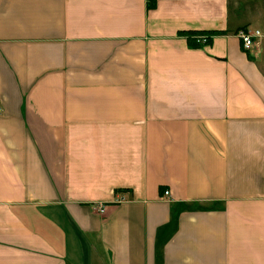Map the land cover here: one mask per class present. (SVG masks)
I'll list each match as a JSON object with an SVG mask.
<instances>
[{"label":"crops","instance_id":"obj_1","mask_svg":"<svg viewBox=\"0 0 264 264\" xmlns=\"http://www.w3.org/2000/svg\"><path fill=\"white\" fill-rule=\"evenodd\" d=\"M258 1L0 0V264H264Z\"/></svg>","mask_w":264,"mask_h":264},{"label":"built area","instance_id":"obj_2","mask_svg":"<svg viewBox=\"0 0 264 264\" xmlns=\"http://www.w3.org/2000/svg\"><path fill=\"white\" fill-rule=\"evenodd\" d=\"M238 34L240 35L241 39H242V44L243 47L246 50H250L252 47H254L257 43H258V39L262 36V33L260 30L255 29V30H251L249 28L246 29H241ZM198 42L201 44H205L208 43L207 42V37L206 36H202L201 38L198 39ZM2 112V107L0 106V113ZM170 195V191L166 190L165 191V196H169ZM98 210L101 213H104L106 210V205L105 204H99L98 206Z\"/></svg>","mask_w":264,"mask_h":264},{"label":"trees","instance_id":"obj_3","mask_svg":"<svg viewBox=\"0 0 264 264\" xmlns=\"http://www.w3.org/2000/svg\"><path fill=\"white\" fill-rule=\"evenodd\" d=\"M148 7L153 8L156 6L157 0H147ZM247 27H242L237 30L239 32L241 29H246ZM188 37V42L191 46L200 47L201 44L198 43L197 37L200 35H205L208 38V43H210L214 36L226 34V30H187L183 32Z\"/></svg>","mask_w":264,"mask_h":264},{"label":"rangeland","instance_id":"obj_4","mask_svg":"<svg viewBox=\"0 0 264 264\" xmlns=\"http://www.w3.org/2000/svg\"><path fill=\"white\" fill-rule=\"evenodd\" d=\"M261 4H262V2H259L258 0H254V1H252V0H249V1L231 0L232 7L235 8V7L240 6V5H243L245 7L246 6H249L250 9H251V11H253V10H256L257 11V8H259V6H262ZM202 36H205V35H200L199 37H197V40L199 38H201ZM207 42H208V38H207ZM205 44H207V43H205Z\"/></svg>","mask_w":264,"mask_h":264}]
</instances>
